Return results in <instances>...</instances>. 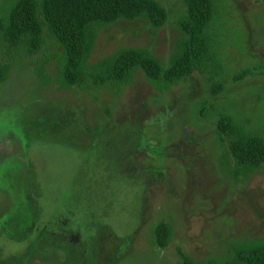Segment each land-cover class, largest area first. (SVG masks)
<instances>
[{
    "label": "rangeland",
    "instance_id": "1",
    "mask_svg": "<svg viewBox=\"0 0 264 264\" xmlns=\"http://www.w3.org/2000/svg\"><path fill=\"white\" fill-rule=\"evenodd\" d=\"M16 1L0 0V15ZM156 1L161 28L92 30L79 86L63 83V51L42 19L36 51L10 50L0 34V264H221L232 245L264 241V167L238 175L217 129L228 118L264 137V3L215 0L216 74L157 87L137 68L121 86L95 84L126 48L169 67L185 6ZM156 223L170 233L164 248Z\"/></svg>",
    "mask_w": 264,
    "mask_h": 264
},
{
    "label": "trees",
    "instance_id": "2",
    "mask_svg": "<svg viewBox=\"0 0 264 264\" xmlns=\"http://www.w3.org/2000/svg\"><path fill=\"white\" fill-rule=\"evenodd\" d=\"M260 1L264 3V0ZM183 3L185 16L179 27L185 37L179 40L169 67L163 70L147 52L126 48L100 64L94 83L121 86L137 68L157 87L177 83L193 70L204 73L212 69L216 74L217 58L209 33L216 14L215 0H183ZM40 19L62 48V81L72 87L83 83L89 37L95 27L121 20L145 19L151 27L158 29L165 24L167 14L156 0H17L0 15V34L8 48L38 50L43 44ZM221 89L218 82L211 86L213 94ZM217 129L228 138V152L238 175L247 176L264 167V137L247 132L228 118H221ZM152 231L153 243L164 248L170 235L167 226L156 223ZM2 243L12 251L20 247L3 240ZM221 264H264V241L232 245L230 259Z\"/></svg>",
    "mask_w": 264,
    "mask_h": 264
},
{
    "label": "flooded vegetation",
    "instance_id": "3",
    "mask_svg": "<svg viewBox=\"0 0 264 264\" xmlns=\"http://www.w3.org/2000/svg\"><path fill=\"white\" fill-rule=\"evenodd\" d=\"M55 187H57L58 188V184H55ZM59 189V188H58Z\"/></svg>",
    "mask_w": 264,
    "mask_h": 264
}]
</instances>
